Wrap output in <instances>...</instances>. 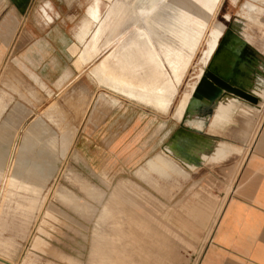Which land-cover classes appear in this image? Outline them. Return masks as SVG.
Segmentation results:
<instances>
[{"label":"rangeland","instance_id":"obj_1","mask_svg":"<svg viewBox=\"0 0 264 264\" xmlns=\"http://www.w3.org/2000/svg\"><path fill=\"white\" fill-rule=\"evenodd\" d=\"M97 3L102 11L93 15ZM52 4L33 0V15L44 13L54 31L83 29L82 48L93 44L98 55L84 69L76 64L81 76L73 81L41 82L34 66L0 74V257L17 264H194L201 243H174L158 230L156 191L173 186L174 163L155 157L156 139L171 138L186 113L182 96L210 57L238 58L239 37L262 93L264 0ZM5 5L14 2L0 0ZM63 6L75 14L53 17ZM193 101L192 112L207 102ZM158 114L166 122L160 134L152 126ZM21 162L25 184L13 185ZM37 165L46 172L39 191L26 185ZM178 185L190 197L189 177Z\"/></svg>","mask_w":264,"mask_h":264},{"label":"crops","instance_id":"obj_2","mask_svg":"<svg viewBox=\"0 0 264 264\" xmlns=\"http://www.w3.org/2000/svg\"><path fill=\"white\" fill-rule=\"evenodd\" d=\"M54 1L49 0L51 4ZM161 1L153 0V3ZM13 2V7H0V74H5L12 66L15 71L20 67L23 73L33 71L30 67L34 66L41 82L52 83L58 80L57 76L64 77L65 81L79 78L82 69L76 64L84 69L98 55L93 44L82 48L84 30L59 26L54 31L53 23H47L44 13L33 15V0ZM101 7L97 3L91 8L93 15L98 14ZM56 13L52 16L69 17L73 12L69 6H63L57 8ZM41 17L43 20H38ZM54 34L62 40L60 51L54 48ZM239 39L242 41L238 43L240 57L235 60L233 54L221 55L214 62H210V57L205 68L246 88L259 97V102L252 104L227 94L206 113L184 114L179 123L174 122L170 139L159 136L156 139L155 157L163 155L174 163L169 178L173 186L159 184L156 191L159 195L158 230L163 229V234L174 243H201L194 264H264V87L259 84L262 93L254 90L255 66L241 57L244 41ZM113 43L112 40L109 46ZM93 77L97 80L95 75ZM176 81L182 82L177 78ZM188 103V100L182 103L186 111ZM206 105L210 102L203 106ZM162 118L157 116L152 125L159 129V134L166 129ZM33 169L35 181L26 185L39 191L46 172L38 165ZM22 174L21 162L17 177L12 178L11 183L19 185ZM187 177L190 197L182 196L183 189L178 185ZM167 194H173V198ZM0 264L7 263L0 261ZM25 264L33 262L27 260Z\"/></svg>","mask_w":264,"mask_h":264},{"label":"water","instance_id":"obj_3","mask_svg":"<svg viewBox=\"0 0 264 264\" xmlns=\"http://www.w3.org/2000/svg\"><path fill=\"white\" fill-rule=\"evenodd\" d=\"M227 93L235 94L241 98L240 100H244L252 104L259 102V97H257L252 92L241 86L233 84L214 71L207 69L196 85V88L193 92V98L198 100L206 99L208 101H211L212 103L210 105L198 107V110L194 113H188L187 111L185 115L206 113L212 105H218L219 101H221ZM0 261H3L7 264H13L1 257Z\"/></svg>","mask_w":264,"mask_h":264},{"label":"bare ground","instance_id":"obj_4","mask_svg":"<svg viewBox=\"0 0 264 264\" xmlns=\"http://www.w3.org/2000/svg\"><path fill=\"white\" fill-rule=\"evenodd\" d=\"M93 50V49H92ZM91 54H92V51H91ZM91 54H89V55H91ZM96 54V53H95ZM92 56V55H91ZM91 56H89V57H91ZM178 59H180L179 57H177ZM174 63H176V65L178 66V64L179 63H183V62H180V60H175L174 61ZM175 65V66H176ZM207 69H210L209 67L208 68H205L204 70H202V73H201V75H200V78L202 77V75L205 73V71L207 70ZM211 70V69H210ZM213 71V70H212ZM216 73V72H215ZM218 74V73H217ZM219 75V74H218ZM221 77H223V78H225V79H227L226 77H224L223 75H220ZM199 78V79H200ZM228 80V79H227ZM199 81V80H198ZM198 83V82H197ZM197 83L194 85V87L192 88L193 90V92H194V90H195V88H196V85H197ZM234 84V83H233ZM236 85V84H235ZM193 92H192V95H190L189 96V93L188 94H185V96H186V100H188L189 101V103H188V107H187V111H188V113H190L191 111H189V107L193 104V100H197V101H199L198 99H194L193 98ZM228 95H232V96H236V97H238L237 95H235V94H232V93H227ZM226 94V95H227ZM238 98H240V97H238ZM201 100V99H200ZM202 100H206V99H202ZM206 101H208V100H206ZM208 102H210V104L212 103L211 101H208ZM205 104H207V102L205 103ZM186 111V112H187Z\"/></svg>","mask_w":264,"mask_h":264},{"label":"flooded vegetation","instance_id":"obj_5","mask_svg":"<svg viewBox=\"0 0 264 264\" xmlns=\"http://www.w3.org/2000/svg\"><path fill=\"white\" fill-rule=\"evenodd\" d=\"M246 89V88H245Z\"/></svg>","mask_w":264,"mask_h":264}]
</instances>
